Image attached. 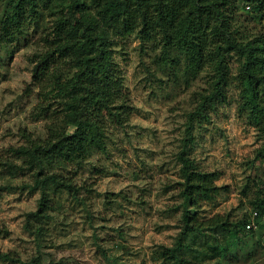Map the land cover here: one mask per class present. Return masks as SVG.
<instances>
[{"label":"rangeland","instance_id":"374dc122","mask_svg":"<svg viewBox=\"0 0 264 264\" xmlns=\"http://www.w3.org/2000/svg\"><path fill=\"white\" fill-rule=\"evenodd\" d=\"M240 13L235 28L264 31V21ZM37 34L29 29L15 42H0V256H6L0 264H31L33 259L35 264H160L157 251L174 246L181 224L178 141L185 114L208 88V70L189 77L180 65L170 70L158 47L134 35L113 37L110 57L129 106L127 121L108 124L103 152L92 151L80 163L47 167L69 181L74 197L73 191L51 185L47 217L26 220L39 198L32 171L5 164L21 165L10 150L26 146L25 135L45 140L56 107L51 105L47 117L36 113L29 61L39 51ZM235 68L230 63L231 74ZM225 99L193 131L189 155L197 168L216 173L214 184L224 188L212 203L199 206L198 217L218 214L236 222L250 219L248 201L264 182V162L256 160L262 140L238 109L234 85ZM252 222L253 236H246L244 245L233 249L235 257L226 254L221 264H264V218ZM34 227L41 232H30ZM184 256L188 264L217 260L200 263L193 254Z\"/></svg>","mask_w":264,"mask_h":264},{"label":"trees","instance_id":"16d2710c","mask_svg":"<svg viewBox=\"0 0 264 264\" xmlns=\"http://www.w3.org/2000/svg\"><path fill=\"white\" fill-rule=\"evenodd\" d=\"M3 5L1 43L15 42L29 29L38 32L39 51L29 61L37 115L47 117L56 104L45 140L25 135L27 145L10 150L21 158V165L5 164L8 169L32 171L39 198L26 220L47 217L51 185L73 191L74 197L69 181L47 167L80 163L92 151L103 152L108 124L121 126L127 121L129 106L110 52L113 37L134 35L141 43L158 47L169 59L170 70L180 65L189 77L204 69L209 72L207 90L198 94L184 117L175 154L181 224L174 246L157 251L160 264H188L186 253L200 263L217 258L214 264H221L226 254L235 257L233 249L253 236V230H243L248 218L233 222L218 214L198 217L199 206L212 203L224 188L214 184L216 173L197 168L189 154L193 131L226 102L225 93L234 85L238 109L262 140L256 160L264 162V31L251 34L240 25L235 28L240 12L257 23L264 21V0H5ZM230 63L236 64L234 74ZM248 206L258 224L264 218L263 181ZM41 230L34 227L30 232Z\"/></svg>","mask_w":264,"mask_h":264},{"label":"built area","instance_id":"2783aa9c","mask_svg":"<svg viewBox=\"0 0 264 264\" xmlns=\"http://www.w3.org/2000/svg\"><path fill=\"white\" fill-rule=\"evenodd\" d=\"M245 9H247V8H245ZM254 217H255V213L253 212V213H251L250 219L246 223H244V225H243L244 231L253 230V222L252 221H253Z\"/></svg>","mask_w":264,"mask_h":264}]
</instances>
